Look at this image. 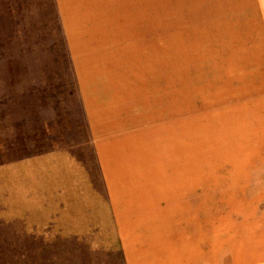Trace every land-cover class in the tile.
<instances>
[{
    "label": "rangeland",
    "instance_id": "obj_1",
    "mask_svg": "<svg viewBox=\"0 0 264 264\" xmlns=\"http://www.w3.org/2000/svg\"><path fill=\"white\" fill-rule=\"evenodd\" d=\"M90 5L93 16L64 19L55 0H0V264H130L99 162L109 134L130 175L123 219L179 220L187 237L165 232L174 252L190 261L205 247L216 264L222 241L218 264H247L229 193L257 180L221 177L210 132L223 110L264 94V0ZM99 97L95 117L87 102ZM55 147L75 158L25 159Z\"/></svg>",
    "mask_w": 264,
    "mask_h": 264
},
{
    "label": "crops",
    "instance_id": "obj_2",
    "mask_svg": "<svg viewBox=\"0 0 264 264\" xmlns=\"http://www.w3.org/2000/svg\"><path fill=\"white\" fill-rule=\"evenodd\" d=\"M96 1L100 2V0H55V3H57L61 18L79 17L87 19L94 15L88 14L90 12L94 13V10H92L93 5L90 4H95ZM81 3L82 9L79 5ZM79 11L85 14L81 16L74 14ZM64 12L67 15H64ZM67 33L72 35V29ZM77 33L87 34L89 32L88 30L83 32L78 30ZM85 81L90 80L85 78ZM102 96L101 93L100 97ZM89 100L91 102H87L88 111L96 117L97 107L102 104L105 108V99H102L105 103L101 98L95 99L96 101ZM222 114V122L225 126L218 127L219 142L216 149L217 158L225 160L219 169L223 172L221 177L231 179L237 177L245 181H249L251 178L257 180L255 184L249 181L250 185L246 184V186H239L238 188L232 187L230 193L227 191L235 197L232 209L239 213L237 222L235 219L232 222L237 227L236 231L239 234L238 240L233 242V250L235 251V257L241 262L264 264V94L256 95L253 98L249 97L242 102H235L230 110H223ZM95 120L96 124L97 121H100L97 118ZM103 125L105 124H99L98 126L103 127ZM157 128L161 129L160 126ZM163 129H168V127H163ZM114 137H117V135L109 134L105 141L102 140L101 142V139H99V162L103 173V184L110 196V203L114 206L115 220L119 227V239L122 244L121 249L123 252V246L125 245L124 250L127 252L129 263L207 264L208 256L205 247L203 255L200 254V247H195L197 248L196 255L193 256L194 258L191 257L190 261L183 254L174 252L176 245L181 242L177 239L171 240L170 237L175 235L178 239H181V236L187 237V233L184 231L186 227L179 224V220L176 221L177 224L175 225L168 223L159 225L155 219H145L144 222L142 221V225H137L138 219H130V221L127 218L123 219V194L129 192L128 180L130 175H128V171H123V163H125L123 139ZM135 142L136 140H134V144ZM28 158H39V163L43 164L44 161L58 163L75 157L64 154L60 148L55 147L47 153L34 154L25 159ZM130 159L131 163L134 164L133 167L139 163V158L132 157ZM144 159L142 158V162ZM43 167V165H36L32 168L35 172L38 171L37 176H43ZM253 172L255 174L251 175ZM136 173L137 171H132L135 178ZM221 211L223 214V207ZM165 232H172L173 235L169 236ZM195 239L198 242L197 236ZM199 239L201 238L199 237ZM123 243L125 244L123 245ZM221 248L222 241L216 246V264H218V258L221 259L223 256L222 252L220 255Z\"/></svg>",
    "mask_w": 264,
    "mask_h": 264
},
{
    "label": "bare ground",
    "instance_id": "obj_3",
    "mask_svg": "<svg viewBox=\"0 0 264 264\" xmlns=\"http://www.w3.org/2000/svg\"><path fill=\"white\" fill-rule=\"evenodd\" d=\"M109 19V18H108ZM91 67V66H90ZM93 71V70H92ZM85 72V71H84ZM99 72V71H98ZM97 72V73H98ZM86 73H87V75L85 76V77H87V76H89L92 72H91V69L90 70H88V71H86ZM95 74V73H94ZM94 77V76H93ZM89 86V85H88ZM87 87V86H86ZM86 90V89H85ZM125 94V93H124ZM218 115V118H219V120H220V116H219V114H217ZM138 117V116H137ZM211 119H212V117L210 118V121H211ZM125 123V122H124ZM218 127H219V122H215L214 123V125H213V128H211V132L210 133H216V131L218 130ZM223 126L221 125V128H222ZM156 130V129H155ZM156 132H157V130H156ZM218 132V131H217ZM152 134H155V133H152ZM156 135V134H155ZM155 135H152V136H150V137H152L153 139H155L154 138V136ZM217 135V134H216ZM186 136V135H185ZM184 136V137H185ZM144 138H147L146 136H144ZM217 138L219 139V136H217ZM190 142H191V140H190ZM208 146H209V144H205V149L204 150H209L208 149ZM190 147V146H189ZM184 148H186V147H184ZM188 152H190V150L188 151ZM186 154V153H185ZM185 154H184V156H185ZM168 155V157L169 158H174V155L176 156V151L175 152H171V153H168L167 154ZM192 157V153H190V154H188L187 156H185V158H191ZM166 164V163H165ZM157 168V167H156ZM162 170V169H161ZM170 171V170H169ZM171 171H173V170H171ZM143 178V177H142ZM145 178V177H144Z\"/></svg>",
    "mask_w": 264,
    "mask_h": 264
}]
</instances>
